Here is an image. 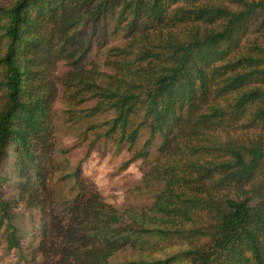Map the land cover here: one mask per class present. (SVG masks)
I'll use <instances>...</instances> for the list:
<instances>
[{
    "label": "trees",
    "instance_id": "trees-1",
    "mask_svg": "<svg viewBox=\"0 0 264 264\" xmlns=\"http://www.w3.org/2000/svg\"><path fill=\"white\" fill-rule=\"evenodd\" d=\"M59 99L106 115L74 168ZM102 140L149 204L84 176ZM0 238L24 264H264V0H0Z\"/></svg>",
    "mask_w": 264,
    "mask_h": 264
},
{
    "label": "rangeland",
    "instance_id": "rangeland-1",
    "mask_svg": "<svg viewBox=\"0 0 264 264\" xmlns=\"http://www.w3.org/2000/svg\"><path fill=\"white\" fill-rule=\"evenodd\" d=\"M116 42L112 44H116ZM103 52L104 50L95 49L91 54V59L103 65ZM63 70L64 67L61 66L60 71ZM92 104V102L88 103L89 106ZM66 109L67 106L62 100L59 99L55 103V133L59 149L72 148L68 155L72 168H74L80 160L85 158L89 148V140L82 139V132L90 123L104 120L106 115L75 124L73 120L69 119ZM106 141H100L84 161V176L93 181L106 199L117 207L126 204L138 206L149 204L151 202L150 197L145 192L139 193L136 188L142 181L147 168L146 164L139 160L132 163L127 169H121L123 162L131 156L130 150L127 146L119 149L112 141ZM75 144L77 145L74 146ZM6 246V240L0 238L2 259L10 261L11 256H13L14 264H24L18 249L14 248L12 251H8Z\"/></svg>",
    "mask_w": 264,
    "mask_h": 264
},
{
    "label": "built area",
    "instance_id": "built-area-1",
    "mask_svg": "<svg viewBox=\"0 0 264 264\" xmlns=\"http://www.w3.org/2000/svg\"><path fill=\"white\" fill-rule=\"evenodd\" d=\"M0 264H13V263H10L8 261H4L1 257V254H0Z\"/></svg>",
    "mask_w": 264,
    "mask_h": 264
}]
</instances>
